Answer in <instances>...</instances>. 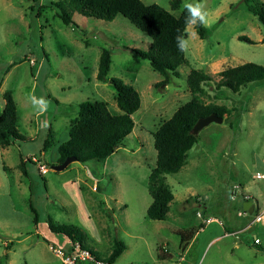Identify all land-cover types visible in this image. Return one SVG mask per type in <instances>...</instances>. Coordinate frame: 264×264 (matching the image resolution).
<instances>
[{
	"label": "rangeland",
	"instance_id": "rangeland-1",
	"mask_svg": "<svg viewBox=\"0 0 264 264\" xmlns=\"http://www.w3.org/2000/svg\"><path fill=\"white\" fill-rule=\"evenodd\" d=\"M52 1L0 0V112L3 93L11 90L17 129L32 137L0 147L3 264H60L51 248L69 251L71 242L52 232L50 223L79 226L100 258L122 240L126 248L114 264H264V79L238 92L217 86L226 67L264 65V28L243 0H180L175 9L170 0H142L176 16L185 3L207 13L209 34L201 39L196 24L187 25L185 61L168 84H160L164 76L132 51L146 50L151 38L123 15L106 21L75 12L77 30L61 22ZM103 49L111 52L108 78H119L140 94L133 130L107 158L72 161L53 171L49 163L56 162L57 144L66 138L79 103L102 100L111 113H121L109 82L96 78ZM193 69L210 79L195 95L230 113L202 128L183 167L165 175L174 198L166 218L154 220L147 215L154 135L193 97L187 83ZM46 139L49 147L43 151ZM31 156L47 166L45 174L27 160ZM20 158L27 178L18 167ZM253 196L259 203L244 211L242 200L255 201ZM29 197L39 214L36 228ZM208 219L217 222L206 224Z\"/></svg>",
	"mask_w": 264,
	"mask_h": 264
},
{
	"label": "trees",
	"instance_id": "trees-1",
	"mask_svg": "<svg viewBox=\"0 0 264 264\" xmlns=\"http://www.w3.org/2000/svg\"><path fill=\"white\" fill-rule=\"evenodd\" d=\"M172 9L178 7L180 0H170ZM246 10L251 13L256 21L264 28V2L261 0H243ZM56 15L61 22L74 29L80 30L79 25L73 20V14L93 17L100 20L111 21L116 15L121 14L136 28L145 32L151 43L146 50L132 49L141 59L147 60L153 70L164 76L160 84H168L171 76L178 77L180 67L185 61V52H181L177 44H183L186 37V17L193 19L191 13L184 7L179 16L164 9L158 4H145L142 0H53ZM196 29L201 39L209 34V28L199 23L197 19ZM82 31V30H81ZM183 35L182 40H176ZM239 40L252 42L244 35ZM111 64V52L103 49L98 63L96 78L99 81L109 82L115 91L117 106L121 110L119 114H113L108 109V104L102 100H85L78 105V115L70 121L68 126V138L58 144V158L56 163H61L67 157H75V161L86 163L93 159L107 158L114 153L129 136L134 127L133 114L140 107V94L130 84L119 78H108ZM264 79V65L255 62H245L235 66H229L221 70L217 86L229 88L232 92H238L240 88L249 82ZM210 80L209 75L201 70H191L187 83L193 97L181 105L170 119L165 121L155 132L154 147L156 149L155 167L149 173V190L152 202L147 209V215L154 220H164L169 211L170 202L174 196L165 182V175L178 172L186 163L187 152L197 142V135L192 133V128L199 117L215 113L219 117L230 113L224 106L205 104L196 93L202 90V83ZM3 108L0 112V147L5 148L15 142H27L32 138L22 134L17 129V106L11 90L3 93ZM229 121V119H225ZM47 139L43 144V151L49 147ZM33 157L27 160L37 165ZM38 162L39 158L36 157ZM55 163V164H56ZM52 163H49L51 166ZM18 167L24 177H28L26 161L20 158ZM5 169V166H3ZM38 169V167H37ZM38 172L42 174L39 170ZM29 206L33 213L35 228L38 225L39 214L31 203ZM52 232L63 234L71 242L78 243L82 248H87L99 257L86 242V233L77 225L49 224ZM1 234V232H0ZM184 235H182V238ZM191 237V236H190ZM70 248V250H71ZM122 240H115L111 251L104 257L114 262L125 250ZM5 255L0 257L3 264Z\"/></svg>",
	"mask_w": 264,
	"mask_h": 264
},
{
	"label": "built area",
	"instance_id": "built-area-1",
	"mask_svg": "<svg viewBox=\"0 0 264 264\" xmlns=\"http://www.w3.org/2000/svg\"><path fill=\"white\" fill-rule=\"evenodd\" d=\"M32 159L37 162L38 170L41 173H46L47 166L38 162L36 157H33ZM259 218L260 214L256 215L255 220H258ZM209 220L210 219H208V221ZM254 243H260V239L255 237ZM51 249L59 258L60 264H114L113 262L96 256L91 250L82 248L77 242L72 245V248L69 251L56 247H52Z\"/></svg>",
	"mask_w": 264,
	"mask_h": 264
},
{
	"label": "water",
	"instance_id": "water-1",
	"mask_svg": "<svg viewBox=\"0 0 264 264\" xmlns=\"http://www.w3.org/2000/svg\"><path fill=\"white\" fill-rule=\"evenodd\" d=\"M215 122V123H221L223 122V117L217 116L215 113H211L207 116L199 117L197 121L195 122L193 128H192V133L194 135H197L198 132L204 128L205 126L209 125L210 123ZM75 157L70 156L67 157L64 161L61 163H56L51 165V169L53 171H62L64 170L72 161H75ZM243 210L247 212H252L253 211V206L252 202L250 200L243 202Z\"/></svg>",
	"mask_w": 264,
	"mask_h": 264
},
{
	"label": "clouds",
	"instance_id": "clouds-1",
	"mask_svg": "<svg viewBox=\"0 0 264 264\" xmlns=\"http://www.w3.org/2000/svg\"><path fill=\"white\" fill-rule=\"evenodd\" d=\"M184 8L187 9L188 12H190L191 16L193 17V19L191 20H189V18L186 17V21H185L186 25L196 24L197 19L199 20V23L202 25L208 24L207 13L205 11H202L200 6L193 7L185 3ZM191 35H195V33H192ZM182 39H183V35L176 37V40H182ZM188 46H189L188 41H184L182 45L177 44V47L181 52H187Z\"/></svg>",
	"mask_w": 264,
	"mask_h": 264
},
{
	"label": "crops",
	"instance_id": "crops-1",
	"mask_svg": "<svg viewBox=\"0 0 264 264\" xmlns=\"http://www.w3.org/2000/svg\"><path fill=\"white\" fill-rule=\"evenodd\" d=\"M55 100H56V98H55ZM56 102H57V100H56ZM43 111V110H42ZM72 119V118H71ZM71 119L70 120H68V122L70 123V121H71ZM18 121V120H17ZM17 121H16V125H17ZM69 126V125H68ZM65 136H66V138H64V137H62V139L60 140L61 142H63L64 140H66L67 138H68V129L66 130V132H65ZM29 137H31V136H29ZM32 138V137H31ZM61 142H58V144H60ZM58 144H57V146H58ZM12 145V144H11ZM11 145H9V146H11ZM9 146H7V147H9ZM7 147H5V148H7ZM5 148H3V149H5ZM57 160V159H56ZM56 163V162H55ZM55 163H53V164H55ZM51 167V166H50ZM10 168V167H9ZM42 174H45V173H42ZM260 177H264V174H260ZM234 186V185H233ZM240 186V185H239ZM235 193V192H234ZM236 194V193H235ZM247 196V195H246ZM253 198H254V200L255 201H253V200H250L251 198H246V199H243L242 200V202H245V201H248V200H250L251 202H252V206H253V209L255 208V206L259 203V199L257 198V196H253ZM258 214H260V213H258ZM211 222H217V219L216 220H209L206 224H208V223H211ZM220 225H222L221 224V222H218ZM204 224V223H203ZM205 225V224H204ZM202 229V228H201ZM200 229V230H201ZM228 231H226V233H227ZM224 234H225V232H224ZM223 234V235H224ZM194 237V236H193ZM257 237V236H256ZM257 238H259V237H257ZM192 240H193V238H192ZM260 242H261V240H260ZM258 244V243H257ZM60 261V260H59Z\"/></svg>",
	"mask_w": 264,
	"mask_h": 264
}]
</instances>
